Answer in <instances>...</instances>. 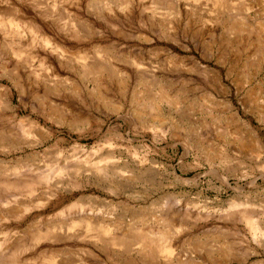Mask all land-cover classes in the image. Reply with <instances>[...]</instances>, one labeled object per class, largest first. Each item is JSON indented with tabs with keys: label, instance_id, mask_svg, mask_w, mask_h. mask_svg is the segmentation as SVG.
Masks as SVG:
<instances>
[{
	"label": "rangeland",
	"instance_id": "obj_1",
	"mask_svg": "<svg viewBox=\"0 0 264 264\" xmlns=\"http://www.w3.org/2000/svg\"><path fill=\"white\" fill-rule=\"evenodd\" d=\"M221 2L0 0V264H93L74 244L84 227L69 240L60 226L91 215L114 234L156 231L168 210L173 255L98 247L100 264H264V240L226 215L246 201L264 218V0ZM122 57L139 67L104 73L102 90L80 62Z\"/></svg>",
	"mask_w": 264,
	"mask_h": 264
},
{
	"label": "bare ground",
	"instance_id": "obj_2",
	"mask_svg": "<svg viewBox=\"0 0 264 264\" xmlns=\"http://www.w3.org/2000/svg\"><path fill=\"white\" fill-rule=\"evenodd\" d=\"M101 2H99L100 5L102 4ZM215 4H216V6H218L220 8H224L222 2H221V4H219V0L218 1L215 0ZM238 23L239 24H236L237 27H241L242 26L244 29L246 27L248 28L250 26L249 25L250 23H245L243 21L239 22V20H238ZM257 31H259V29ZM46 40H48V39L46 38ZM121 60H123V61L120 64H123L126 69L124 67L117 69L116 67L112 66V64L108 63L106 60H101L100 62L98 61V62H95L93 64H89V63H87L84 60H82V61L80 60V62L82 63L84 74L86 76H89V75H93L94 76V78L92 79L93 84H94V88L97 89V90H102V89H106L107 88L106 79L101 77V75H103L104 73H110L109 75L112 76L113 72H117V71L120 72L121 71L122 73L127 75L128 76L127 78L129 79L131 77V75H132V71H131L130 67L131 66L132 67H139V61L136 58L135 59L134 58H132V59L131 58L124 59V57H122ZM121 60L119 59V61H121ZM155 83H156V85H159V86H162V87H166L167 86V82L165 80H162V79H160V81L156 80ZM146 85H148V84H146ZM149 86H151V85L149 84ZM168 86H170V85H168ZM166 89H167V87H166ZM146 94H147V92H146ZM162 94L163 95L161 96V100L162 99H164V100L167 99L166 101H172L171 99L169 100V95L170 94H167L165 91ZM170 97H171V95H170ZM1 102L3 104H5V107H8L7 105L9 103V98H7V97L6 98H2ZM153 102H154V98H153ZM173 103H175L178 106L176 100L173 101ZM141 106H144V105H141ZM66 111H67L68 115L72 116L74 119L75 118H80V116H82V115H80V111L76 112V110L73 107L70 108L69 106H67ZM150 113H152V112H150ZM75 120H77V119H75ZM78 121H79V119H78ZM31 123H32L33 126H35V127L38 126L39 127V125L35 121L32 120ZM1 133H4V132H1ZM12 143H14V142H12ZM95 166L96 167L93 166V168L95 169L94 171H96L97 173H99V174H101L103 176H105V174H107V168H106L107 165L103 166L102 164H98V165H95ZM117 172L118 173L120 172L119 169H118ZM1 181H3V180H1ZM3 183L6 184V183H10V182L5 180V181L2 182V184ZM12 185L13 186L14 185H19V183H18V181L12 182L11 186ZM103 203H107L106 204L107 207H115V206L121 207L123 209V210L122 209L121 210L124 211V213H130V212L136 213L134 211V209L132 211V208H134V205H132L130 203H127V202H124V201H119V202L107 201V202H105L103 200ZM233 205H236L238 207L241 206V207H240V209L238 211L236 210L235 212H232V213L229 212L226 215L228 217L237 216L240 220H243L245 223L249 224L250 232L252 233V235H253V237L255 239L264 240V218L262 219L261 217H259L260 215L255 212L254 207H252L251 204H248V202L246 203V201L244 203H240V204L234 203ZM233 205L231 207H233ZM142 209L144 210V207L140 206L139 210L142 211ZM136 210H138V209H136ZM157 214L152 216V220L154 221V223L157 226V229H155L156 231H154V230L152 231V229L148 230V231H145L143 228H136L133 225V226H130L126 231L122 232L121 234H114L113 232H117V230L119 229V226L121 224L119 225V224H115L113 222L106 224L107 222L106 223L101 222V220L100 221L97 220L98 218H95V217H93L91 215H89V216L85 215V217H80L79 219H73L71 224H68V226H65V228H64L65 231L64 230L62 231L63 228L60 226L59 227V232L60 233H65L67 235V239L72 240L73 239V237H72L73 236L72 235L73 228L76 227V226L84 227L85 230H84V234H83V239H81L84 243H81V242L76 240L74 242V244L75 245L82 244V245H85V246H89V249L86 250V254H87L89 260L93 264H100V262H101V258H100L101 257V253H98L100 251L98 249V247L103 248V250H105V254H107V255L109 254L108 251L110 252L112 250L114 251V253L117 250H123L125 253L126 252L129 253V252H131L133 250H136V254L138 255L139 259L150 260L151 261L153 258H155V255H158V257L159 256L163 257V255H165V257L173 255V253H174V243H175V238H176V235L174 233L177 232L176 231V225L180 224V221H178V220H180L179 219L180 217H179L178 213H176V212L168 210V211L164 212L163 214L162 213L160 215H157ZM140 220H144V219L141 217ZM122 224H124V223H122ZM93 228H96V230L93 229ZM47 234H49V233H47ZM225 235H227V233ZM38 236L41 237L42 235H38ZM225 239H224V243L228 245V241H226ZM67 249H69V248H67ZM102 252L104 253V251H102ZM111 254H113V253L111 252ZM201 261H206V260L197 258V262H200V263L203 264V262H201ZM134 262L135 261L132 260V259L125 260L126 264H132ZM121 263H123V262H121Z\"/></svg>",
	"mask_w": 264,
	"mask_h": 264
}]
</instances>
